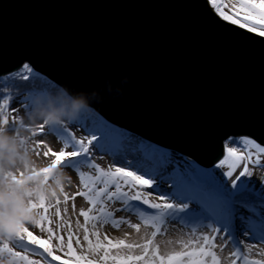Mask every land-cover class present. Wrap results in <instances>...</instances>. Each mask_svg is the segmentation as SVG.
<instances>
[{
    "label": "water",
    "instance_id": "95a60500",
    "mask_svg": "<svg viewBox=\"0 0 264 264\" xmlns=\"http://www.w3.org/2000/svg\"><path fill=\"white\" fill-rule=\"evenodd\" d=\"M25 64L98 91L107 122L206 169L229 137L264 146V37L208 0H0V79Z\"/></svg>",
    "mask_w": 264,
    "mask_h": 264
},
{
    "label": "snow or ice",
    "instance_id": "6c2138e0",
    "mask_svg": "<svg viewBox=\"0 0 264 264\" xmlns=\"http://www.w3.org/2000/svg\"><path fill=\"white\" fill-rule=\"evenodd\" d=\"M212 7L220 15V17L234 25L241 28H247L249 32L259 29L258 34L264 36V0H240L238 6L231 9V14L224 9L226 5L220 0H209ZM32 72L29 65H23V71L20 73V78L28 80V74ZM10 96L4 98L0 102V124L9 125L8 106ZM34 98H30V103ZM17 111V110H12ZM19 123L24 127V122L21 118H14L8 131H16V125ZM47 128V132L45 129ZM90 138L85 142L84 139H77L72 131L69 130L65 124L47 126L43 122L37 127V130L31 131V135L46 137L49 134H54L58 141L62 143V150L59 152L53 151L44 140L36 142L35 147L39 148L41 145L47 147V151L43 153L45 157L49 155L53 157L48 167L41 169L40 172H35V175L43 174L45 182L50 179L52 169L57 167L70 168L78 173L80 191L76 194H68L63 191L64 213L65 217L68 214V202L73 201V212L76 211L74 201L76 196L83 197L90 205L86 210H79V217L84 218V223L81 224L79 220L76 221L77 232L73 233L71 230V220L65 219L63 223L66 225L69 243L67 244L69 253L75 254L72 248V240L75 237L77 246L81 245L80 229L83 230L82 240L87 242V251L90 255L98 257L99 264H224V260L218 255L217 249L222 253L227 247L224 244L223 237L221 242L217 243V235L223 231L227 236L232 237V242L236 247L230 251L227 258L229 264H237L241 261L242 264H264L261 260H251L248 256L242 255L240 243L236 238L237 227L234 225L235 220L240 221V229L243 230L244 235L251 232L256 234L257 228L260 229V239L264 240V204L261 203L262 212L259 216L258 222H254L250 217L246 216V212L255 211L253 202L256 199L253 189H256L250 181L241 179L242 177H251L254 168L264 169V146L257 143L250 138H240L236 140L229 137L225 142L226 153L223 158L216 164L217 168L226 169L223 175L228 178L230 183L221 181L227 195L223 201L212 211H209L198 201L189 199H182L172 195L179 201L177 204L170 202L154 203L147 198V194L139 189L152 187V180H146L142 175H137L134 172L126 171L122 167H117L114 170L109 168L103 169L97 164L92 156L89 146L95 148H103L104 143L93 144L97 135L102 141H106L107 137L101 128L93 127L89 130ZM71 149V150H68ZM39 155V153H37ZM170 161H166L159 165L161 168H166ZM249 165L253 167L250 168ZM87 169L88 171H85ZM237 169H240L237 173ZM21 176L23 173L20 174ZM235 177V178H234ZM155 177H153L154 179ZM16 180V177H13ZM175 183V180H173ZM177 189V188H176ZM163 198V197H161ZM133 201L139 202L147 206L149 209H156V215H146L143 211L133 205ZM197 202L201 204V209H193L189 212V204ZM57 204L60 203L58 200ZM29 210L43 209L44 213L49 212V206L46 205V200L41 198L37 202L29 201ZM60 208H55V215L60 216ZM204 212L210 213L207 219L212 221L209 234L201 236H193L187 241H179L182 248L180 251H173L172 253H161L160 244L156 242V237L159 235H166L167 220L177 219L180 213H185V216H179L181 221L186 218H199ZM135 213L140 222L133 223L131 216L128 214ZM120 214V215H118ZM141 224L146 228H151L150 238H146L143 243L125 242V239H118L115 242L107 233L101 235L100 228L110 225L114 229H120L121 226H126L140 233ZM90 225V227H89ZM219 225V227H217ZM51 233V229H48ZM90 235L95 237V241L90 239ZM25 237H27L25 241ZM51 237H49L50 241ZM20 241L18 246L25 251H28L30 246H35L34 250L39 251L43 248V252L51 257L52 261L59 260L58 255H53V250L50 243L46 244L45 240L38 238L25 226H20L16 234L12 238H3L2 246H0V256L10 258L18 262V264H38V261L31 260L27 255H21L19 251H13L9 247V242ZM106 242V243H105ZM61 247H63V240L61 239ZM139 249L134 255H124L120 258L119 253H111L110 249ZM63 264V262H62ZM76 264H94L92 259L86 256H77Z\"/></svg>",
    "mask_w": 264,
    "mask_h": 264
},
{
    "label": "rangeland",
    "instance_id": "374dc122",
    "mask_svg": "<svg viewBox=\"0 0 264 264\" xmlns=\"http://www.w3.org/2000/svg\"><path fill=\"white\" fill-rule=\"evenodd\" d=\"M220 2L226 5L224 10L229 14H231V9L238 6L240 0H220ZM208 3L210 7L213 8L209 0ZM213 12L220 17V15L216 12L214 8H213ZM243 29L247 30V28H243ZM258 31L259 29H257L256 31H252L251 33L259 35ZM22 71H20L19 73H22ZM31 107L32 106L29 105L28 102H25L24 100L18 99L13 101V103L9 104L8 106L9 125L0 124V126H4L8 130L14 118H21L24 115V112L30 110ZM12 110H17V111H12ZM82 118L84 119L82 121L77 119L75 121L66 122L64 124L66 127L69 128L70 131L73 132V134L77 137V139H84L85 142L88 138H90L89 130L92 129L93 127L101 128V130L105 132V135L107 137L106 141H102L99 135H97L96 140L93 141L94 145L104 143L103 148H95L91 145L89 146L95 162L99 164L103 169L107 170L111 168L114 170L117 167H122L126 171L134 172L137 175H142L143 178L146 180H152L153 183L151 188L144 187L139 189L140 191L147 194V198L151 202L154 203L170 202L173 204H177L179 203V201L172 195V193L175 192L176 190H177L175 193L176 196L182 199L192 200L193 198L191 197L192 195L190 193L183 192L182 190L179 189L177 185L179 181L185 180L186 171L188 169L192 170L195 173L196 171L198 172L199 167L197 166L198 165L197 163L185 157L181 153L172 150L163 151V152L161 150L160 151L156 150L155 147H152V145L149 142L145 141L144 138L138 135L137 136L132 135L131 133H127L124 131L118 134L119 135L118 137L121 139L120 144L124 145L123 143H130V144L134 143V145L137 146V148L133 151L135 153H131L130 151L123 149L119 146L118 147L114 146V144L112 143V139L110 138L111 136L114 137V135L113 134L109 135L110 133L108 132L110 131L109 126L98 118V114L96 113L95 110L91 109L88 110L87 112L85 111L82 112ZM23 122L24 124L27 123L26 121ZM16 129L17 130L21 129V131L18 134L27 137L28 143L31 145V149L34 154V160L38 165L48 166L51 160L53 159V157L50 155L48 157H45L43 153L48 149L43 145H41V147L39 148H36L35 145L37 141L44 140L46 144L50 146L53 151L59 152L62 150V143L58 141L57 137L54 134H49L46 137H42L39 135L33 137L31 135V132L24 131L22 127L19 125V123H17ZM17 130L9 131V132L10 133L17 132ZM45 131L47 132V128L45 129ZM127 137L131 139V141L127 140ZM240 138H247V137H238L234 139L239 140ZM123 140L124 142L122 143ZM143 146L145 148H143ZM146 147H148V149L149 147H151V149L155 153V157L153 158L151 157L152 160L151 158L148 157L151 155L149 154L148 149ZM224 148H225V144H224ZM144 149L147 151L146 153H142ZM37 153H39V155H37ZM225 153H226V148H225ZM166 161H170V163L167 164L166 168L159 167L160 164ZM262 163H264V161H262ZM249 167L252 168L253 166L249 165ZM58 168H62L66 170L70 174L73 181L72 186L64 189V192L71 195V194H76L78 191H80L81 189L79 187L80 182L78 179V173L70 168H63V167H58ZM208 170H209L208 174L210 177L215 176L214 178L216 181L213 184H215L220 189L222 187L221 190H226L224 184L221 182L223 181L224 183H229L228 178L223 175V172L226 169L217 168L215 165L212 168H209ZM239 170L240 169H237V173L239 172ZM85 171L88 170L85 169ZM153 177L155 178L153 179ZM262 177H264V169L254 168L253 175L251 177H242L241 179L250 181L251 184L254 185L256 188L253 189L254 193L258 197L264 198V180L261 179ZM173 180H175V183ZM177 192L179 193L181 192L186 196L181 197V195H178L179 193ZM187 194H189L190 196H187ZM58 200L60 201L59 204L56 203ZM33 202L38 203V200H33ZM132 203L136 208L143 211L146 215H156L158 213V210L149 209L147 208V206L142 205L139 202L133 201ZM74 204L76 209L75 212H73V207H72L73 201L69 200L67 205L68 214L67 217H65V213L63 211L64 209L63 195L52 201L46 200V205L49 206V212L46 214L44 213L43 209H35V211L38 213L39 216L38 223L35 225H31V224L25 225V227H27L33 233V235L37 236L40 239L45 240L46 244L50 243L51 248L53 250V255H58L60 257L59 260L52 261L51 257H48L47 254L41 256L40 254L25 251L24 249L19 248L18 245L22 243L20 241L9 242V247H12L13 251H19L22 256L27 255L29 259L38 261V264H62V262L63 264H76V257L81 255L86 256L89 259H92L94 261V264H99L98 257L95 255H90L87 251V242H84L82 240V235H83L82 229H80L81 245L77 246L74 237L72 240V248L75 254L73 255L69 253L67 247L69 240L66 231V225L63 223V221L65 219L71 220V230L73 233H76L77 232L76 221L79 220L81 224L84 223V218L79 217L78 215L79 210L81 209L86 210L90 206L86 202V200L80 196H76ZM201 204L197 202L190 203L189 212H191L193 209L202 210ZM203 205L205 208H207L210 211V208L207 207L208 206L207 204H203ZM56 207H59L61 210L60 216L55 215ZM261 212H262V206L259 208L258 214L248 211L246 212V216L250 217L254 222H258ZM128 215L131 216L133 223L140 222L135 213ZM185 215H186L185 213H180L177 219L175 220L169 218L167 220V227H166L167 234L166 235L162 234L156 237V242L160 244L161 253H165V252L172 253L173 251H180L182 250V248L179 244V241H187L188 239H191L193 236H201L204 234H209L211 232V227H205L206 225L212 224V221L207 219V216L210 215V213L204 212V214L200 215L199 218H191L190 220L185 219L184 221H181L179 219V216H185ZM234 225L237 227L236 238L239 241H241L239 246L240 249L242 250V255L248 256L249 259L251 260L264 261V240L260 239V229L257 228L255 235H252L251 232H249L248 235H244L243 230L240 229V221L235 220ZM217 227H219V225H217ZM262 228H264V225H262ZM48 229L52 230L51 233L48 231ZM151 231L152 229L150 227L146 228L143 224H141L140 233H136L135 230L128 228L126 226H121L120 229H114L110 225H106L100 228L101 235L107 233L108 236L111 237L114 242L118 239H125L126 243L127 242L143 243L146 238H150ZM49 237H51L50 241H49ZM221 237H223L222 242L226 244L227 247H225L222 253H220L219 250L217 249V253L224 260V264H229L227 258L229 257L230 251L233 250L236 247V245L232 242L233 238L227 236L223 231H221L217 235V243L221 242L220 240ZM26 239L27 237H25V241ZM61 239L63 240V247H61ZM90 239L95 241V237H92L91 235H90ZM2 243H3V238H0V246H2ZM32 247L35 248V246ZM110 252L119 253L120 258H123L124 255L136 254L137 252H139V249H132L131 251L124 248L110 249ZM0 264H18V262L10 258H5L4 256H0ZM109 264H112L111 260L109 261ZM136 264H141V262H136ZM237 264H242V262L238 260Z\"/></svg>",
    "mask_w": 264,
    "mask_h": 264
},
{
    "label": "clouds",
    "instance_id": "9594fccd",
    "mask_svg": "<svg viewBox=\"0 0 264 264\" xmlns=\"http://www.w3.org/2000/svg\"><path fill=\"white\" fill-rule=\"evenodd\" d=\"M128 82L129 77L125 76L121 84ZM106 87L109 94L115 91L123 96L121 88L113 89L110 80ZM58 98H64L63 102L57 104L55 101ZM102 99L96 90L73 93L66 86H57L56 91L47 95V102L45 96H37L32 101L31 109L21 117L27 122L22 129L31 132L42 122L52 126L75 121L82 112L91 110L92 103H100ZM20 131L10 133L6 127L0 126V238H12L20 226L38 223V213L29 210V201L41 198L55 200L63 195L62 189L73 184L70 174L58 167L52 169L48 182H45L43 174L35 175L34 170L40 172L49 165L36 163L31 145L26 136L18 134ZM13 177L19 183L13 181ZM261 179L264 180V177Z\"/></svg>",
    "mask_w": 264,
    "mask_h": 264
},
{
    "label": "trees",
    "instance_id": "16d2710c",
    "mask_svg": "<svg viewBox=\"0 0 264 264\" xmlns=\"http://www.w3.org/2000/svg\"><path fill=\"white\" fill-rule=\"evenodd\" d=\"M31 69L32 72L28 74V80L21 79L19 75L20 73L8 78L0 79V102H2V100L8 96L12 98L9 104L13 103L15 100L21 99L25 102H28V104L32 106V103H30V98L35 99L37 96H45V101L47 102V95L56 91L57 86L60 85L46 76L38 73L33 68ZM63 99L64 98H58L55 102L59 104L63 102ZM98 118L109 126V134L114 135V137H110L112 142L116 144L120 143L121 139L118 137V134L124 132L125 130L108 123L100 114H98ZM78 119L81 121L84 120L82 118V113ZM197 166L199 167L198 172L196 171L195 173L188 169L186 171L185 180L179 181L177 186L183 192L190 193L194 201L198 200V202H201L202 204H207V207H209L212 211L223 201V198L227 195V193L226 190H221L222 187L220 189L215 184H213L216 181L214 178L215 176L210 177L208 174V169L200 165ZM187 196L190 195L187 194ZM255 196L256 199L253 202L255 211L250 212L258 214L261 203L264 204V198L258 197L256 194ZM28 252L40 254L41 256L46 255V253L43 252V248L39 249V251H35L34 247L32 246H30Z\"/></svg>",
    "mask_w": 264,
    "mask_h": 264
},
{
    "label": "bare ground",
    "instance_id": "6f19581e",
    "mask_svg": "<svg viewBox=\"0 0 264 264\" xmlns=\"http://www.w3.org/2000/svg\"><path fill=\"white\" fill-rule=\"evenodd\" d=\"M4 79V78H3ZM109 123V122H108ZM125 130V132H127V133H131L130 131H128V130H126V129H124ZM109 132V131H108ZM132 135H135V136H137L136 134H133V133H131ZM110 135V134H109ZM139 136V135H138ZM141 137V136H140ZM143 138V137H142ZM127 140H130L131 141V139H129L128 137H127ZM144 140L145 141H147V142H149L151 145H152V147H155V149L156 150H161L162 152L163 151H169L168 149H165V148H163V147H161V146H159V145H156V144H154L153 142H151V141H149V140H147V139H145L144 138ZM124 142V140L122 141V143ZM127 142V141H126ZM124 145H119V147H121V148H123V149H126V150H128V151H130L131 153H135V152H133L136 148H137V146H135L134 145V143L133 144H130V143H123ZM127 144V145H126ZM153 144H154V146H153ZM118 147V146H117ZM143 148H145L144 146H143ZM147 149H148V147H146ZM155 151V150H154ZM147 151L144 149L143 151H142V153H146ZM148 152H149V154L151 155V156H148L149 158H153V157H155V153L153 152V150L151 149V147H149V149H148ZM157 155V154H156ZM152 158H151V160H152ZM245 254V253H244Z\"/></svg>",
    "mask_w": 264,
    "mask_h": 264
}]
</instances>
